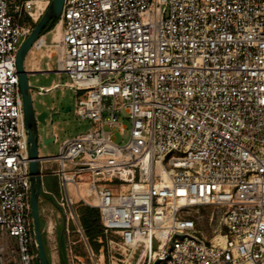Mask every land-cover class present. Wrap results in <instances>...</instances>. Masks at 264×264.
<instances>
[{"label": "built area", "instance_id": "1", "mask_svg": "<svg viewBox=\"0 0 264 264\" xmlns=\"http://www.w3.org/2000/svg\"><path fill=\"white\" fill-rule=\"evenodd\" d=\"M51 1L0 0V264H40L16 59ZM42 48L70 81L38 92L73 90L91 123L39 152L67 264H264V0H65ZM78 205L99 210L98 249Z\"/></svg>", "mask_w": 264, "mask_h": 264}, {"label": "rangeland", "instance_id": "2", "mask_svg": "<svg viewBox=\"0 0 264 264\" xmlns=\"http://www.w3.org/2000/svg\"><path fill=\"white\" fill-rule=\"evenodd\" d=\"M56 33L57 24L52 30L48 32L46 31L44 33L46 42L48 44L52 42V38ZM48 52L49 50L47 48H42L39 50L32 49L26 58V69L30 73L29 82L30 85L36 88L32 90V99L35 111L37 114L42 112L48 113L46 125L42 123L39 124V152L43 157H52L58 155L60 153L61 146L66 140L74 138L75 136L88 131L91 126L90 121L76 117L73 109L65 112L67 107L73 108L75 105L76 95L73 90L62 86L57 87L50 92H38V89L41 87L46 89L54 86L55 84L65 85L70 81L67 74L57 72L56 56L50 59L45 56ZM41 68L43 72H39V69ZM124 124L127 127L129 126L127 121H125ZM45 128L47 129V136L49 138L53 136L56 137L55 142L45 144ZM114 136L118 143L123 141L126 142L128 139V132L121 134L118 130H115ZM43 166L49 169L58 168V164L53 160L42 163V167ZM43 190L51 193H42L40 199V216L48 255L51 262L54 264H67L64 258L65 253L60 249V244L64 249L66 242V239L61 237L64 227L63 213L54 197L61 196L60 184L57 177L52 175L45 176L43 178ZM84 207L86 206L78 205V212L80 213ZM208 213H210V210H208ZM51 225L54 226L53 230L55 234L49 232ZM205 227L209 230V234H211V227L209 225V221H207V218L205 221ZM77 238V234H75V240H77ZM110 238L117 240L118 236L112 235ZM91 245L93 248L96 247L93 242H91ZM77 251H79V248H77Z\"/></svg>", "mask_w": 264, "mask_h": 264}, {"label": "water", "instance_id": "3", "mask_svg": "<svg viewBox=\"0 0 264 264\" xmlns=\"http://www.w3.org/2000/svg\"><path fill=\"white\" fill-rule=\"evenodd\" d=\"M65 0H52L46 12L42 15L40 20L34 26L30 35L23 41L17 53V71L19 74L20 90L23 96L24 113L26 128L28 130V140L30 143L29 156H30V173H31V217L33 222V234L36 242L37 254L40 264H52L48 255L47 247L44 241L42 232V223L40 216V197L43 189V173L42 161L43 157L39 156V124H45V117L48 116L47 112L37 114L34 108L32 99V90L36 89L29 82L30 73L26 69V58L33 48L34 43L48 31L51 24L62 14ZM70 111V107L65 109V112ZM45 144L54 142V138H47V129L45 128Z\"/></svg>", "mask_w": 264, "mask_h": 264}, {"label": "trees", "instance_id": "4", "mask_svg": "<svg viewBox=\"0 0 264 264\" xmlns=\"http://www.w3.org/2000/svg\"><path fill=\"white\" fill-rule=\"evenodd\" d=\"M59 19H56L52 24L48 31L52 30L54 26L58 23ZM47 31V32H48ZM81 223L86 230L88 237L91 242H93L96 248L99 247V244L95 243V239L102 234V226L100 222V213L98 209L84 207L81 212Z\"/></svg>", "mask_w": 264, "mask_h": 264}, {"label": "flooded vegetation", "instance_id": "5", "mask_svg": "<svg viewBox=\"0 0 264 264\" xmlns=\"http://www.w3.org/2000/svg\"><path fill=\"white\" fill-rule=\"evenodd\" d=\"M45 120H47V117H45Z\"/></svg>", "mask_w": 264, "mask_h": 264}, {"label": "bare ground", "instance_id": "6", "mask_svg": "<svg viewBox=\"0 0 264 264\" xmlns=\"http://www.w3.org/2000/svg\"><path fill=\"white\" fill-rule=\"evenodd\" d=\"M58 36H59V34L56 37H58Z\"/></svg>", "mask_w": 264, "mask_h": 264}, {"label": "crops", "instance_id": "7", "mask_svg": "<svg viewBox=\"0 0 264 264\" xmlns=\"http://www.w3.org/2000/svg\"><path fill=\"white\" fill-rule=\"evenodd\" d=\"M45 166H43V168H44Z\"/></svg>", "mask_w": 264, "mask_h": 264}]
</instances>
